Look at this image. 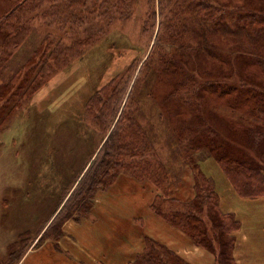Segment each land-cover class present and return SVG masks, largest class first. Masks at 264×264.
I'll return each instance as SVG.
<instances>
[{"label":"trees","instance_id":"trees-1","mask_svg":"<svg viewBox=\"0 0 264 264\" xmlns=\"http://www.w3.org/2000/svg\"><path fill=\"white\" fill-rule=\"evenodd\" d=\"M62 1L6 0L8 6L0 15L2 68L36 33L39 20L63 23L59 15L69 13L68 19L73 22L88 24L87 17L75 18L77 0H67L73 3L71 8L55 9ZM148 1L143 33H150L147 25L151 24L152 62L145 58L142 66L140 58H133L84 103V112L92 121L104 130L111 129L96 160L88 162L89 170L57 215L51 232L60 236L65 221L87 214L98 191L126 176L154 187L158 198L155 214L182 231L196 247L212 253L215 264H235L231 251L239 222L221 210L214 182L201 170L200 163L208 157L215 159L239 197L264 196V152L259 154L255 148L264 132V0H159L162 19L158 32L154 26L157 13ZM135 2L99 0V7L95 4L88 9L84 3L77 14L88 10L86 13L103 19L97 24V36L74 37L64 45L62 35L52 38L46 34L32 48L35 64L24 76L30 81L26 87H18L21 96L13 101L32 94L59 71L79 61L89 41L106 39L109 33L105 21L130 20ZM145 98L157 109L162 144L148 133V115L137 118ZM215 121L222 122V129L216 128ZM156 149H163L164 156ZM186 170L192 179V201L167 199L165 187L179 183ZM142 249L125 264H190L146 237Z\"/></svg>","mask_w":264,"mask_h":264},{"label":"rangeland","instance_id":"rangeland-1","mask_svg":"<svg viewBox=\"0 0 264 264\" xmlns=\"http://www.w3.org/2000/svg\"><path fill=\"white\" fill-rule=\"evenodd\" d=\"M77 1L75 3L78 7L77 13L84 3H87V9L95 4L99 7V0ZM159 2V0H150L152 10L157 13L154 21L155 32H158L162 19ZM7 6L6 0H0V15ZM71 6L73 3L63 0L55 9L71 8ZM148 6V0H136L130 20L123 22L111 19L108 24L104 20V27H107L109 33L106 39L89 41L87 47L83 48L84 55L79 61L59 71L52 79L33 91L34 93L29 92L20 101L13 99L21 96L18 87L24 88L30 81L24 79V76L29 74L30 66L35 64L33 55L31 56L34 45L40 44L46 34H51L52 38L57 34L62 35L64 45L70 43L74 37H87L95 33L97 36V24L103 19H97L98 14L92 16L86 13L87 10L82 11L83 14L74 13L78 15L75 18L79 20L87 17V25L68 19L69 13L59 15L63 23L55 19L39 20L35 23L36 33H33L26 44L9 59L7 66L2 68L0 64V264L25 263L28 260L25 259L26 254L40 247L45 241L58 252L66 254L59 240L64 237L62 228L69 220L81 222L86 219L92 221L98 232L105 231L106 250L111 249L110 252L115 253L116 257L123 256L122 252H129L122 259L123 263L130 255L133 258L141 253L143 249L140 248V244L144 246L145 237L152 242L162 244L157 242L159 240L154 234L156 222H165L155 214L154 206L158 199L156 189L154 187L152 189L147 182L126 176L120 177L111 187L98 191L88 213L84 216L78 214L76 218L72 217L65 221L61 226L60 236L55 235L54 230L51 232L57 215L64 210L89 170L91 165L89 166L88 162L96 160L99 149L111 129L104 130L92 121V118L84 112V103L93 92L120 74L133 58H140L142 66L146 59L150 61L149 52L153 48L154 40L153 35L150 36L151 24L147 25L150 33H143ZM28 17L35 18L33 14H29ZM1 40L0 34V53L3 49ZM42 50L41 47L40 52ZM30 56L31 61L27 62L26 59ZM140 66L141 64L137 69ZM254 72L256 71L250 73L255 74ZM157 86L159 89V85ZM147 98L151 99V96ZM140 104L137 118L141 114L148 115L151 120L148 127L151 132L148 133L155 142L162 144L164 137L161 135V122L156 113L157 109H154L153 103L146 98L144 104L143 102ZM221 123L215 121L217 129L218 126L222 129ZM158 128L159 131H156ZM261 135L256 142L258 146L255 147L259 154L264 152V141L261 140L264 138V132ZM156 150L164 156L163 149ZM200 164L204 174L214 182L221 210L231 213L239 222L231 251L233 261L235 264L244 262L264 264V203H262L264 196L255 198L260 202L244 204L240 202L241 197L234 192L230 180L215 159L208 157ZM190 184L192 185L190 171L186 170L179 183L171 182L169 188L165 187V192L169 195L167 199L177 203L183 202L184 199L190 201L193 198L192 194V198L186 197L188 191H194L193 185L189 186ZM248 222L252 224L250 227L255 229L257 236L255 239L258 240L255 243L243 238L242 234L241 237L239 236L240 227H248ZM174 230L186 236L179 229L174 228ZM192 245L194 253L197 250L205 251ZM239 247H241L240 254ZM198 260L201 264H215V257L213 263L206 255L199 256ZM227 262L229 264V261Z\"/></svg>","mask_w":264,"mask_h":264},{"label":"crops","instance_id":"crops-1","mask_svg":"<svg viewBox=\"0 0 264 264\" xmlns=\"http://www.w3.org/2000/svg\"><path fill=\"white\" fill-rule=\"evenodd\" d=\"M190 196L191 191H188L186 197L189 198ZM98 199H96V202ZM239 200L244 204L260 202L249 198H239ZM262 203H264V200H262ZM255 216L256 220H258L259 218L256 214ZM156 224L157 227L154 230V234L156 235V239L159 240L157 242L162 243L190 264H201L198 258L203 255L208 256L209 260L213 263L214 257L212 254L202 250H197L194 253L192 248L194 247L193 243L181 232L174 230L173 227L163 221L156 222ZM248 225V227H240L239 236L241 237L242 234L243 238L249 239L251 243H255L258 241L255 239L257 238L254 232L255 229L251 228V223L248 222ZM62 229L64 237L59 240V244L69 257L66 254L58 252L49 242L45 241L40 247L30 250L25 257L28 260L25 263L20 262V264H125L128 260L132 259L130 255L123 263L122 259L129 252H122L121 255L123 256L116 257L115 253L110 252L111 249L106 250L104 248L107 242L104 237L105 231H102V233L98 232L96 226H93L92 221H87L86 219L81 222L69 220L63 225ZM113 247L115 248V245ZM137 247L139 248L138 245ZM140 248H142V243L140 244ZM240 252L241 247H239V254ZM237 258L240 261V258ZM243 264L246 263L244 262Z\"/></svg>","mask_w":264,"mask_h":264}]
</instances>
